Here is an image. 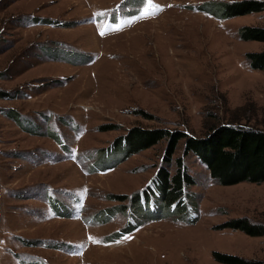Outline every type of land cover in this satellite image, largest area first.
Masks as SVG:
<instances>
[{
  "label": "rangeland",
  "instance_id": "rangeland-1",
  "mask_svg": "<svg viewBox=\"0 0 264 264\" xmlns=\"http://www.w3.org/2000/svg\"><path fill=\"white\" fill-rule=\"evenodd\" d=\"M222 1L241 0H0V264H264V235L219 227L264 225V182L220 185L181 139L195 183L168 205L153 182L167 139L108 150L136 125L264 130L246 57L264 41L240 36L264 10L226 18Z\"/></svg>",
  "mask_w": 264,
  "mask_h": 264
},
{
  "label": "trees",
  "instance_id": "trees-1",
  "mask_svg": "<svg viewBox=\"0 0 264 264\" xmlns=\"http://www.w3.org/2000/svg\"><path fill=\"white\" fill-rule=\"evenodd\" d=\"M221 4L226 18L264 10V0L222 1ZM240 36L244 40L264 41V26H242ZM246 57L251 67L264 69V50L247 52ZM163 139H167V148L163 156L164 165L158 169L153 182L161 190L168 205L177 202L181 206L185 189L195 183L184 156L176 158L174 163L173 156L181 139H185V156L188 153L196 155L207 166L210 176L220 185L264 182V130L243 123L227 122L212 125L203 137L189 135L181 130L136 125L117 137L108 150L116 151L122 156V160H125ZM173 165L174 173L171 171ZM151 190L150 186V189L144 192H136L132 196L116 195L114 198L135 203L141 197L140 193L147 195ZM115 207L108 209L111 214H115L116 210L121 211L120 206L117 209ZM219 227L241 230L251 236L264 235V225L253 223L248 218L231 219ZM118 236L119 233H115L113 238ZM214 257L224 264H257L238 255L221 252H214Z\"/></svg>",
  "mask_w": 264,
  "mask_h": 264
},
{
  "label": "snow or ice",
  "instance_id": "snow-or-ice-1",
  "mask_svg": "<svg viewBox=\"0 0 264 264\" xmlns=\"http://www.w3.org/2000/svg\"><path fill=\"white\" fill-rule=\"evenodd\" d=\"M101 34H103V33H101ZM91 239V238H90Z\"/></svg>",
  "mask_w": 264,
  "mask_h": 264
}]
</instances>
